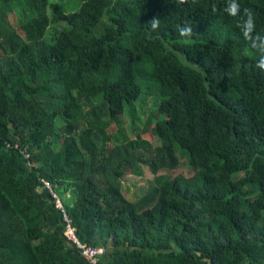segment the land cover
<instances>
[{"label":"trees","instance_id":"trees-1","mask_svg":"<svg viewBox=\"0 0 264 264\" xmlns=\"http://www.w3.org/2000/svg\"><path fill=\"white\" fill-rule=\"evenodd\" d=\"M75 2L0 0V264H90L42 179L99 264H264V0L235 17L228 0ZM150 92L157 145L120 120ZM184 152L194 173L169 176ZM145 165L132 201L123 178Z\"/></svg>","mask_w":264,"mask_h":264},{"label":"rangeland","instance_id":"rangeland-1","mask_svg":"<svg viewBox=\"0 0 264 264\" xmlns=\"http://www.w3.org/2000/svg\"><path fill=\"white\" fill-rule=\"evenodd\" d=\"M54 2L65 3L66 7L75 8L78 3L75 0H52ZM64 23L56 25L55 32H59ZM158 103L159 98L155 92L145 93L142 95L141 100L138 101L135 105V109L133 111L134 124L132 127V120L129 113H124L120 116V120L122 122L121 127L123 131L127 134L128 137L134 138L137 133H142V135L152 141L155 145L159 143L158 137L153 130L154 124L149 123V119L152 115H155L158 112ZM179 152L181 148L178 147ZM181 154V153H180ZM181 157V165L176 170L168 171L169 176H175L179 173H185L186 175H192L194 170L191 168L189 163V155L187 152L182 153ZM167 172V171H166ZM154 178V174L145 165L144 174L141 176H136L131 173H128L124 176V194L126 197L132 201L138 199L142 196V194L148 189L151 185L152 180ZM62 199L67 203L73 202V197L70 194L62 193Z\"/></svg>","mask_w":264,"mask_h":264},{"label":"built area","instance_id":"built-area-1","mask_svg":"<svg viewBox=\"0 0 264 264\" xmlns=\"http://www.w3.org/2000/svg\"><path fill=\"white\" fill-rule=\"evenodd\" d=\"M7 146H12V144L8 143ZM14 147L18 148L21 151V153L27 159L28 164L30 166H34L37 164L32 159V153L27 146H22L20 143H15ZM42 181H43V186L47 187L52 193V196L55 198L56 207L60 209L63 214V221L65 223L63 235L67 243L76 245L77 248L80 250L82 256L90 264H99L101 257L107 252V247L104 245L91 246L85 242H82L79 239L77 235V228L73 224L72 218L68 214L62 199L59 197L58 193L55 192L53 184L47 179H42Z\"/></svg>","mask_w":264,"mask_h":264},{"label":"clouds","instance_id":"clouds-1","mask_svg":"<svg viewBox=\"0 0 264 264\" xmlns=\"http://www.w3.org/2000/svg\"><path fill=\"white\" fill-rule=\"evenodd\" d=\"M186 2L187 0H178V3H181V4L186 3ZM225 10L228 12L229 15L233 17L238 16L241 13V7H240V4L237 2V0H228V6ZM243 17L244 19L242 20V23L240 25L243 35L247 39L251 40L252 32L255 29L254 16L249 9L245 8L243 10ZM151 23H152V26L155 28L158 26L160 21L157 19V20L151 21ZM180 34L181 36L191 37L192 36L191 28L189 27L187 29H181ZM257 67L264 70V56H262L260 61L257 63Z\"/></svg>","mask_w":264,"mask_h":264}]
</instances>
